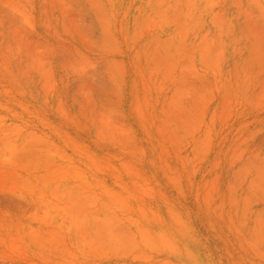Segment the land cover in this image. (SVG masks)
<instances>
[{
    "label": "rangeland",
    "instance_id": "rangeland-1",
    "mask_svg": "<svg viewBox=\"0 0 264 264\" xmlns=\"http://www.w3.org/2000/svg\"><path fill=\"white\" fill-rule=\"evenodd\" d=\"M0 264H264V0H0Z\"/></svg>",
    "mask_w": 264,
    "mask_h": 264
}]
</instances>
